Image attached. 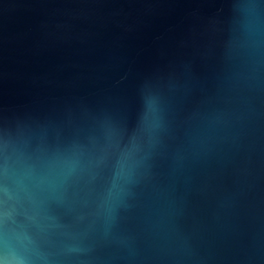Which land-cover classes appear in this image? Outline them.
Listing matches in <instances>:
<instances>
[{"label":"water","instance_id":"95a60500","mask_svg":"<svg viewBox=\"0 0 264 264\" xmlns=\"http://www.w3.org/2000/svg\"><path fill=\"white\" fill-rule=\"evenodd\" d=\"M0 264H264V0H0Z\"/></svg>","mask_w":264,"mask_h":264}]
</instances>
